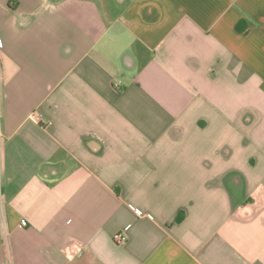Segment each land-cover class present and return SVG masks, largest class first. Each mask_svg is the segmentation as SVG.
<instances>
[{
	"label": "crops",
	"instance_id": "crops-1",
	"mask_svg": "<svg viewBox=\"0 0 264 264\" xmlns=\"http://www.w3.org/2000/svg\"><path fill=\"white\" fill-rule=\"evenodd\" d=\"M0 264H264V0H0Z\"/></svg>",
	"mask_w": 264,
	"mask_h": 264
},
{
	"label": "built area",
	"instance_id": "built-area-1",
	"mask_svg": "<svg viewBox=\"0 0 264 264\" xmlns=\"http://www.w3.org/2000/svg\"><path fill=\"white\" fill-rule=\"evenodd\" d=\"M137 214H138V215H141L140 212H137ZM25 224H26V221H25V220H22V221H21V226L24 227ZM116 241H117L118 243H122V242H124V241H125V236H124V235H118V236L116 237Z\"/></svg>",
	"mask_w": 264,
	"mask_h": 264
},
{
	"label": "trees",
	"instance_id": "trees-1",
	"mask_svg": "<svg viewBox=\"0 0 264 264\" xmlns=\"http://www.w3.org/2000/svg\"><path fill=\"white\" fill-rule=\"evenodd\" d=\"M180 221V218H177V222H179Z\"/></svg>",
	"mask_w": 264,
	"mask_h": 264
}]
</instances>
